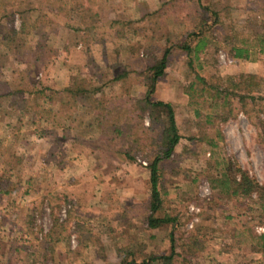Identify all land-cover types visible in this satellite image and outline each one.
I'll use <instances>...</instances> for the list:
<instances>
[{
    "label": "rangeland",
    "instance_id": "1",
    "mask_svg": "<svg viewBox=\"0 0 264 264\" xmlns=\"http://www.w3.org/2000/svg\"><path fill=\"white\" fill-rule=\"evenodd\" d=\"M77 1L80 8L69 5L60 17L49 8L39 15L48 14L54 41L30 34L21 56L0 58V264H118L127 253L168 254L171 236L181 252L179 240L189 235L202 240L192 264L264 263L251 239L264 228L256 193L231 197L209 183L227 162L237 178L240 170L264 186V54L246 61L229 52L242 39L264 35V0ZM34 6L32 20L40 8L35 0ZM202 19L213 44L201 54L199 74L231 93L216 112L190 105L193 74L175 48ZM56 24H69L72 34L64 37ZM168 46L151 101L172 105L181 140L159 164L162 208L155 217L176 220L150 228L147 159L157 151L161 127L146 114L138 118L134 100L145 97L146 70ZM76 77L102 85L103 108L115 112L107 123L96 122L100 108L93 105L59 103ZM32 84L51 90V98L25 102L14 95Z\"/></svg>",
    "mask_w": 264,
    "mask_h": 264
},
{
    "label": "trees",
    "instance_id": "2",
    "mask_svg": "<svg viewBox=\"0 0 264 264\" xmlns=\"http://www.w3.org/2000/svg\"><path fill=\"white\" fill-rule=\"evenodd\" d=\"M49 1L50 0H35V2L40 5V8L38 10V17L35 20H32L31 12H36L34 0H0V58L5 56L8 57L10 54L20 55V50L27 44V36L30 34L37 35L39 40L42 42H50L51 40L54 41L51 37H55L57 33H55L50 26L48 14L43 13L41 17H39L44 8H49L50 13L56 17H60L66 14L69 5V9L71 11L82 6V4L77 0ZM206 10V8H201V11L204 13H206ZM212 15L216 16V14ZM15 16H17L20 20L18 28H15L14 25ZM43 19L45 21L41 24L40 21ZM205 25V20H200L197 28L194 30L197 33L194 31L189 32L184 40L177 42L175 48L185 53L188 58V66L193 74L192 82L186 87V94L191 100L190 105L206 106L216 112L223 110L229 105L228 99L231 93L225 90H219L207 84L205 79L199 74L204 67L201 62V54H203L208 45L211 43L213 44L212 37L209 34H206L207 31H205L210 28ZM57 27L60 26L56 24V28ZM202 28H204L203 31ZM60 33H62L64 37L72 34L71 26L69 24H63L60 27ZM64 37L60 38V42L63 39L66 40ZM44 47H47L46 43H44ZM170 48V46L165 48L160 60L147 68V91L145 97L134 100L139 113L137 117L142 119L143 114H146L147 117L150 118L152 125L159 124L161 127L160 143L158 144L159 146L157 147V151L152 156L150 155L147 159V167L150 173V216L147 218V224L150 228H157L162 224H167L176 220V218L171 219L166 215L161 218L155 217V214L160 212L162 208V200L159 193L161 172L159 164L173 156L175 147L181 140V135L179 134L177 128L175 113L172 105L162 101H151V95L154 93L156 82L164 74ZM40 50L41 49H38L36 52H32V55L29 56V58H32L33 55ZM229 52L231 53V57L234 59L251 61L252 55L264 54V35L260 33L254 34L253 42L244 41V39H242L238 43L232 44L229 48ZM126 75V72L119 74L110 82H117L120 79L125 78ZM101 86L102 85H98L96 83H87L84 79L76 77L71 81L69 87L63 91V98L59 99V103L62 106L65 104L75 106L80 102L88 103L87 106L93 105L94 107L100 108L99 114L95 118L96 122L99 124L107 123L111 120L115 112L112 108H103L104 102L97 95L102 90ZM48 92H51V90L43 87V85L35 86L32 84L29 85V88L19 90L14 95L16 97H18V95L24 96L22 99L26 102V99L29 97L34 100H38L40 98L50 99L51 96H49ZM0 98L2 99L4 97L0 96ZM243 100L244 96L240 98V101ZM0 111L4 112L1 107ZM194 113L197 117H199L201 111L200 109H194ZM205 115L206 122H211L212 116L208 113ZM63 122L65 123V121ZM31 125H34V122ZM57 127L61 128L64 132L67 131V126H65V124L59 126L55 123L54 128ZM35 133L39 137H43L44 135L41 130L35 131ZM81 135L82 134L80 133L77 138L81 137ZM207 143L211 147L215 146L212 141H208ZM125 154L130 161L134 160V158L129 156L128 153ZM233 170L234 169H232L229 163L223 162L221 172L217 171V174L214 177H209V183L212 185L210 187L214 188V185H222L225 189L224 194L231 197H252V194L256 193L258 196L257 203L260 207V212L264 216V186L259 187V185L251 179L247 173L240 170H238L239 177L237 178L234 173L236 170ZM251 239L254 243L256 252L264 254V228L261 234H253ZM170 243L171 247L168 254L151 257H138L135 253H127L121 258L118 264H192L191 260H193L202 248V240L196 238L194 235H189L183 241L179 240L178 247L181 252H177V247L175 246L172 236L170 237Z\"/></svg>",
    "mask_w": 264,
    "mask_h": 264
}]
</instances>
